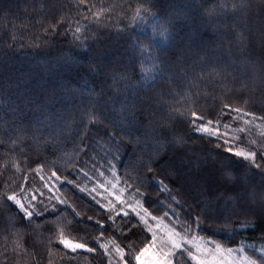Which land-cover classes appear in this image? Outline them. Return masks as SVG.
<instances>
[{
  "label": "trees",
  "instance_id": "trees-1",
  "mask_svg": "<svg viewBox=\"0 0 264 264\" xmlns=\"http://www.w3.org/2000/svg\"><path fill=\"white\" fill-rule=\"evenodd\" d=\"M233 65L254 81L242 94L233 91ZM229 100L264 121V0H0V264L136 263L151 241L146 229L147 241L130 242L117 220L102 234L97 222L107 211L81 191L103 153L150 214L203 216L197 233L226 248L242 236L264 242V205L250 204L239 219L231 211L242 193L264 192V170L184 122L194 111L220 119ZM169 117L176 133L162 138ZM53 172L62 203L28 224L6 197ZM209 202L223 214L214 216ZM244 224L250 229L240 232ZM61 238L95 251L73 253Z\"/></svg>",
  "mask_w": 264,
  "mask_h": 264
},
{
  "label": "rangeland",
  "instance_id": "rangeland-1",
  "mask_svg": "<svg viewBox=\"0 0 264 264\" xmlns=\"http://www.w3.org/2000/svg\"><path fill=\"white\" fill-rule=\"evenodd\" d=\"M226 123L231 126L226 128L224 124L219 125L220 132L223 134L221 139H228L229 143L235 146L234 150H264V121L262 119L248 114L247 116L240 115L237 120L230 118ZM213 127H215V124ZM241 128L244 129L243 132L240 131ZM106 162H110V159L103 153L100 159L97 158L95 163L91 164V169L87 172V179L84 181L83 191L88 193L100 205L103 204V208L106 210L120 207L119 204H116L114 197L122 193L121 203H123V207L128 209L129 206H132L135 211L131 214L139 220V214H143L145 210L139 194L124 187L117 178L113 164ZM88 177H91V179ZM58 182L59 180L53 178L52 175L43 176L40 174L37 183H34L30 190L24 192L22 195H18V198L25 204H34L33 211H36L37 208L44 209L45 206L52 208L56 203H62L58 194ZM45 183H48L49 186L55 185L51 192H49L48 188L44 187ZM113 185H115V188H113ZM33 195L37 196L36 202L30 200V197ZM16 206L19 208L18 205ZM113 214L116 215L115 212ZM150 223L153 231L156 232L157 241L155 244H152V241H150L149 245H147L148 251L141 256L143 264H154L155 261L166 258L164 253L170 248V232L178 233V235L172 236V239L180 242L184 248L191 247L197 260H203L206 264H259L251 257L249 251H254L264 257V242L257 243L249 240L246 236L241 237L237 247L226 248L220 245V249L217 251L215 248L216 243L209 238L199 235L194 224L189 227L185 219L179 218L172 208L168 209V217L159 218L156 221H150ZM248 229H250V226L247 224L238 227L240 232H245ZM149 235L151 236L152 234L149 233ZM62 239L68 240L66 238ZM185 239L189 241L188 245L184 244ZM164 242L168 243L165 244ZM102 245H104L102 248L106 252L120 257L121 250L118 251L117 249L119 248L116 245L112 243H103ZM67 250L71 251V249ZM182 256L184 259L191 261V264H196L195 261L188 257L186 251ZM181 259L182 257H180ZM175 262L176 260L174 259V264Z\"/></svg>",
  "mask_w": 264,
  "mask_h": 264
},
{
  "label": "snow or ice",
  "instance_id": "snow-or-ice-1",
  "mask_svg": "<svg viewBox=\"0 0 264 264\" xmlns=\"http://www.w3.org/2000/svg\"><path fill=\"white\" fill-rule=\"evenodd\" d=\"M83 2V0H82ZM203 3V0H201ZM128 8H131V4L127 5ZM141 15L139 10L136 12V17L138 18ZM209 24V27H211V23L213 22H207ZM166 31V30H165ZM77 32H79V28L77 29ZM59 34V33H54ZM67 35V33H65ZM205 60H207V56L204 57ZM91 69V65L89 66ZM228 74L232 77V87L234 92L243 93L245 90H247L252 84H254V81L243 71H241L239 68L235 67L233 65L228 69ZM242 95L235 96V99L237 101H240L242 99ZM163 107V105H161ZM237 114V115H232ZM249 113L247 111H244L241 107H234L229 100V102L225 103L223 105V110L220 114V119H213V113H208L207 116L204 113H198V112H192L191 113V119L184 121L187 123L188 128L191 132L195 133L197 136L210 139L211 141H214L216 148L222 149L225 153H227L229 156H234L237 158H242L245 161H249L252 165L255 167L264 170V164L260 163L261 157L264 156V150L261 151H244V150H234L235 146L233 144H230L228 139H221L222 133L220 132L219 125L224 124L225 127H230L231 125L227 124L226 121L231 118L232 120H237L240 115L247 116ZM180 121H177L179 123ZM169 123L172 124L171 129L161 127L160 129V136L166 137V136H174L176 133V127L175 124L172 123L171 117H169ZM247 123V121H245ZM215 124V127L213 125ZM241 132L244 131L243 128L240 129ZM109 142L110 145H115V149L117 152L116 157L114 159L119 158V149L120 144L118 141H116L115 136L109 135ZM184 139L185 141H189L188 139V133L184 132ZM242 140V138H240ZM186 146V145H185ZM195 151V149H193ZM110 163V162H106ZM148 171L152 172L153 168L151 165V162H149ZM103 174V173H101ZM87 175V173H85ZM52 177L56 180H59L60 177L57 175L56 172L52 173ZM91 179V177H88ZM75 177H69L67 180L61 181V183H70L72 180H74ZM165 179V178H164ZM227 180L228 177H225ZM163 182V181H162ZM233 183H235V180L233 179ZM55 185L49 186L48 183H45L44 187L48 188L49 192L52 191V188ZM19 187V185H17ZM113 188H115V185H113ZM168 185L164 186V188H161L160 191L163 193L167 191ZM83 191V189H81ZM13 193H15V189H13ZM43 195V193H41ZM54 195V193H53ZM140 195L144 196L145 203H147V196L144 193H140ZM121 196L122 193L117 194L114 199L116 204H119L120 207L116 208L113 207L111 209L106 210L107 216L104 217V219L99 220L97 223L99 225V230L102 234L107 232V227L113 226L116 224V221L118 220L120 224L123 225V227L120 229L122 234H126V238L130 242H134L137 240L139 236H144V239L147 241L149 239L148 236L144 235V229L147 230V232L151 233V241L152 244H155L157 241V235L156 232L153 231L151 227L150 221H156L159 219V217L155 214H150L147 208L144 210L143 214H139V220H137L133 215H131L132 212L135 211V209L132 206H129L128 209H125L123 207V203H121ZM169 196H171V193L169 192ZM7 201H10L16 205L19 206L20 212L24 213V216L21 217L22 220H26L28 224H31L33 222L34 217L40 212V211H47V206H45L44 209L37 208L36 211H33L32 209L35 207L34 204H25L22 202L20 198H18L17 194H8L6 197ZM173 200H175V197H172ZM30 200L33 202L37 201V196L33 195L30 197ZM139 203V201H137ZM231 203V201H230ZM253 203H260L261 205H264V192H257L255 190L248 192V193H242L240 197H238L235 200L236 206L232 208V213L239 217L241 215L248 216V213L251 212V209L249 208L250 204ZM11 207V205H9ZM101 208H103V204L100 205ZM227 207V206H226ZM209 208H211V212L214 216L222 215L219 205L217 204L215 207L211 205V202H209ZM116 213V218H112V213ZM19 215V214H17ZM165 217H168V213L165 212ZM91 219V217H89ZM109 220H112V225H109ZM204 220L203 216L197 215L195 220L193 221V218L190 216H186V224L191 227L194 226L197 229H201V222ZM90 226V225H86ZM2 234V233H0ZM114 234V233H113ZM178 235L176 232H170L169 234V241H170V248L168 251L164 253L165 259L155 261L154 264H174V259L177 261V264L180 260V257H182L183 253L186 251L188 257L195 261L196 264H206L203 260H197V257L193 254L191 247L184 248L182 247L181 243L173 240L172 236ZM167 244L168 242H164ZM61 244H63L64 248L71 249L73 253L77 251V249H84L88 252H93L95 249L93 247H85L83 243H72L69 240H61ZM184 244L188 245L189 241L187 239L184 240ZM100 247H104V245H100ZM216 250L218 251L220 249V245H215ZM120 251V249H117ZM148 249L145 247L140 255H137L135 257L137 264H143V261L141 260V256L144 255L145 252H147ZM121 255H123V252L121 251Z\"/></svg>",
  "mask_w": 264,
  "mask_h": 264
}]
</instances>
